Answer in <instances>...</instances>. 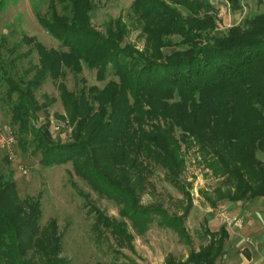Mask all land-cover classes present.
I'll list each match as a JSON object with an SVG mask.
<instances>
[{"label":"trees","instance_id":"16d2710c","mask_svg":"<svg viewBox=\"0 0 264 264\" xmlns=\"http://www.w3.org/2000/svg\"><path fill=\"white\" fill-rule=\"evenodd\" d=\"M227 1L241 8L240 0ZM48 8L50 14L38 15V21L66 50L48 49L24 36L39 57L30 82L25 80L30 70L15 78L0 60V80L13 103L12 125L24 151L33 147L44 167L71 163L94 191L121 206V217L142 234L159 217L161 227L192 241L186 227L189 208L170 216L164 208L141 205L150 172L144 161L153 160L172 184L182 187L181 143H196L211 158L215 175L225 177L227 188L206 197L212 207L223 200L264 199V163L258 158L264 154V13L224 33L210 0H134L131 9L145 40L140 49L126 42L129 27L122 17L106 33L93 26L95 0H50ZM166 49L175 50L166 54ZM84 67L96 70L99 82L107 80L109 69L118 80L78 92L59 82L66 69L79 75ZM48 77L58 83L75 125L71 142H54L50 122L39 124L36 116L47 108L35 93ZM176 127L182 131L179 139ZM41 205V195L22 200L12 174L0 173V264H71L62 256L56 221L41 227ZM89 212L95 213L99 233L108 231L131 247L125 221L93 205ZM205 236L206 246L186 260L169 255L165 264H219L229 233L222 226L217 232L206 229Z\"/></svg>","mask_w":264,"mask_h":264},{"label":"rangeland","instance_id":"374dc122","mask_svg":"<svg viewBox=\"0 0 264 264\" xmlns=\"http://www.w3.org/2000/svg\"><path fill=\"white\" fill-rule=\"evenodd\" d=\"M49 1L0 0V3H4L0 7V60L5 62L15 78L30 70L25 79L30 82L35 74L34 68L39 64L37 51H30L31 46L25 43L24 36L36 39L48 49L66 50L38 21V15L50 14ZM133 1L95 0L92 24L98 31L106 33L110 23L122 17L129 27L126 42L143 49L145 40L131 9ZM240 1L241 8L236 10L227 0H210L218 10L216 20L219 31L226 33L234 26H244L248 19L264 13V4L259 0ZM179 10L186 15L184 10ZM174 50L166 49L165 53L170 54ZM96 74V70L87 67L79 75L66 69L65 77L59 82L69 91L78 92L84 86L102 89L110 80H118L112 69H109L105 82L97 81ZM57 86L58 83L48 77L36 91L38 103L47 105L36 116L39 124L50 122L54 142L60 140L67 143L72 140L71 133L75 125L67 117ZM6 92L7 87L0 80V173L12 174L22 200L41 195L40 225L46 227L56 221L58 233L62 237V256L71 264H165L169 255L175 256L177 260H185L191 251L199 250L209 243V238L205 236L206 229L216 232L225 226L223 213L244 220L243 229L234 231L226 227L233 236L231 248L234 249L242 240L251 247L252 256H264V199L234 204L223 200L217 207H212L206 197H214L219 187L223 190L227 188L224 185L225 177L215 175L209 167L211 158L205 157L193 141L190 146L181 143L184 159L180 176L182 187L175 186L167 179L163 167L153 160H147L144 161L145 167L150 172L145 174L147 180L141 196L142 206L164 208L170 216H181L189 208L186 227L192 238L191 243L181 240L172 229L161 227L158 224L159 217L142 234L132 227L131 222L121 217V206L94 191L75 173L71 163L44 167L40 154L33 152V147L23 150L20 145L22 136L18 128L12 125L13 103L7 98ZM181 135V129L176 127L175 136L179 139ZM10 138L14 139L13 143H10ZM27 138L30 139V136ZM258 158L264 163L263 153L259 152ZM136 177L132 175L133 179ZM92 205L107 217L127 223L128 232L133 237V249L121 244L108 231L98 232L95 213L89 212ZM246 235L249 237L245 240ZM234 236L237 238L234 239Z\"/></svg>","mask_w":264,"mask_h":264},{"label":"crops","instance_id":"0c3cea01","mask_svg":"<svg viewBox=\"0 0 264 264\" xmlns=\"http://www.w3.org/2000/svg\"><path fill=\"white\" fill-rule=\"evenodd\" d=\"M230 203L234 204L233 202H230ZM238 218H240V217H238ZM228 233H229V231H228ZM249 235L245 236V240H246V238L249 237ZM232 237L233 236H231V234L229 233V240L226 243V254L222 259H220L219 264H264V256L261 255L259 258H255V256H252V252H251L252 249L248 244L245 243L246 241L240 240L238 242L237 246H235V248L232 249L230 246ZM241 237H244V236H241ZM235 238H237V236H234V239ZM196 251H198V250H196Z\"/></svg>","mask_w":264,"mask_h":264},{"label":"built area","instance_id":"2783aa9c","mask_svg":"<svg viewBox=\"0 0 264 264\" xmlns=\"http://www.w3.org/2000/svg\"><path fill=\"white\" fill-rule=\"evenodd\" d=\"M13 142H14V139L10 138V143H13ZM222 219L225 224V227L230 228V229L232 228L234 229V231L237 229H243L244 227V220L242 218L232 216L229 213H223Z\"/></svg>","mask_w":264,"mask_h":264}]
</instances>
